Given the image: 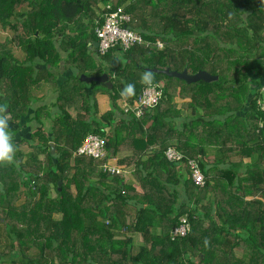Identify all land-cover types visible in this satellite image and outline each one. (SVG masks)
<instances>
[{"label":"trees","instance_id":"obj_1","mask_svg":"<svg viewBox=\"0 0 264 264\" xmlns=\"http://www.w3.org/2000/svg\"><path fill=\"white\" fill-rule=\"evenodd\" d=\"M110 2L144 44L99 54ZM62 67L71 73L60 81ZM167 68L219 79L188 83ZM103 73L111 89L81 80ZM151 84L159 102L125 112L122 100ZM45 85L51 107L37 104ZM263 86L264 0H0V105L17 146L16 163L0 164V264H264ZM99 95L110 99L104 112ZM91 133L106 139V159L77 153ZM170 147L183 158L170 160ZM125 151L122 173L102 169ZM185 216L191 231L173 238Z\"/></svg>","mask_w":264,"mask_h":264},{"label":"built area","instance_id":"obj_2","mask_svg":"<svg viewBox=\"0 0 264 264\" xmlns=\"http://www.w3.org/2000/svg\"><path fill=\"white\" fill-rule=\"evenodd\" d=\"M104 12L102 13V22L96 26V35L99 54H106L115 47L121 51H127L128 49L144 44L145 39L142 34L135 30L131 26V14L127 13L124 7H114L110 2L102 6ZM158 46L163 47V44L158 41ZM264 86L261 87V97L258 100V104L262 109L264 105ZM163 95V90L160 86L151 84L146 86L134 104H131L124 98L121 102L122 108L125 112L133 111L137 116L144 114L145 110L149 107H154ZM106 139L95 133H91L86 136L85 140L78 149V154H83L95 159H106L108 157V149L106 145ZM167 157L170 160L179 161L183 158V154L176 150L174 147H170L166 152ZM189 165L193 170L192 180L196 185H205V176L200 169V166L196 160H189ZM102 169L110 173H122L121 166L111 162V158L102 164ZM191 231V224L188 218L185 216L181 218V224L177 226L173 232V238L185 237Z\"/></svg>","mask_w":264,"mask_h":264},{"label":"clouds","instance_id":"obj_3","mask_svg":"<svg viewBox=\"0 0 264 264\" xmlns=\"http://www.w3.org/2000/svg\"><path fill=\"white\" fill-rule=\"evenodd\" d=\"M151 73L143 77L145 81L151 82ZM134 85L128 84L125 92L131 93ZM264 91V90H262ZM264 110V105H262ZM11 114L7 111L6 105H0V164L10 165L16 163L17 146L14 143V133L10 129Z\"/></svg>","mask_w":264,"mask_h":264},{"label":"rangeland","instance_id":"obj_4","mask_svg":"<svg viewBox=\"0 0 264 264\" xmlns=\"http://www.w3.org/2000/svg\"><path fill=\"white\" fill-rule=\"evenodd\" d=\"M61 73L59 72V79L60 81H63L64 78L69 75L71 72L68 71V70H65L63 67L60 69ZM253 84V83H252ZM254 86V84L252 85ZM52 89V88H51ZM51 89H49V86L45 87L43 90H41L40 92H37V96L41 99L39 100V102L37 104H40V103H48L47 105L51 107L53 101L55 100V96H56V93L53 92ZM180 102V101H179ZM36 104V105H37ZM98 104H99V108H100V112H104L106 111L107 109H109V106H110V99L107 95H99L98 96ZM73 114H75L74 111L70 110ZM27 121H29L28 118H24L21 122V124H25ZM33 123V122H32ZM26 124V126H23L17 133L16 137L19 138L21 137L22 135H24L25 137H30V132H31V127L33 124ZM46 128L48 130L49 128V124H50V121L47 120L46 122ZM12 127H16V125H12ZM27 147V145H23V148ZM43 157V155L41 156ZM182 172L185 174V167H181ZM54 195H56V192L53 191ZM1 261V259H0Z\"/></svg>","mask_w":264,"mask_h":264},{"label":"water","instance_id":"obj_5","mask_svg":"<svg viewBox=\"0 0 264 264\" xmlns=\"http://www.w3.org/2000/svg\"><path fill=\"white\" fill-rule=\"evenodd\" d=\"M94 47H95V49L98 48V42L97 41L94 43ZM153 70L158 71L156 69H153ZM160 72L165 73L169 76L178 77L180 79L187 81L188 83L197 82L200 80H204L206 82H212V81L219 79L218 75H212L211 73H209L207 71H203V70H200L195 74H189L186 69L182 72H179V71L171 70L170 68H167V69L162 70ZM81 80L86 81V82L99 81V82L106 83L110 89L113 87V83L110 80L109 74H107V73H103V74L98 75V76H88L86 74H82ZM7 111L9 112V109H7ZM11 119H12V116H11ZM51 147H52L51 153L54 154L55 153V144L53 142H51ZM59 183L61 184V180L59 181Z\"/></svg>","mask_w":264,"mask_h":264},{"label":"crops","instance_id":"obj_6","mask_svg":"<svg viewBox=\"0 0 264 264\" xmlns=\"http://www.w3.org/2000/svg\"><path fill=\"white\" fill-rule=\"evenodd\" d=\"M47 86H49V89H51L53 92H55V88L54 87H52L51 85H45L43 88H42V90L45 88V87H47ZM41 91V90H40ZM40 91H36V93L37 92H40ZM56 93V92H55ZM37 95V94H36ZM56 97V96H55ZM55 101V100H54ZM53 101V102H54ZM48 104V103H47ZM53 104V103H52ZM187 116H191V111H185L184 113H183V116L182 117H178L177 118V120H179L180 121V123L182 122V120L184 119V117H187ZM129 153H131V151H125V152H121V153H119L118 154V156H116V157H113V158H111V162L112 163H114V164H117V165H119L118 163V160H119V158H121V157H123V156H125V155H127V154H129ZM120 166V165H119ZM122 168V167H121ZM128 174V175H127ZM126 175L128 176V177H130V175H129V172L127 173ZM133 237H134V241H135V245L138 247V245H140L141 243H142V235L140 234V233H136V234H134L133 235Z\"/></svg>","mask_w":264,"mask_h":264}]
</instances>
